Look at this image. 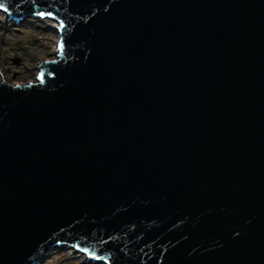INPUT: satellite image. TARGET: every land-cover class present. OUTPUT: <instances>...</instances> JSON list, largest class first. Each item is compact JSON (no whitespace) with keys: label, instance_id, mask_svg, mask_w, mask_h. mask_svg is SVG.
<instances>
[{"label":"water","instance_id":"obj_1","mask_svg":"<svg viewBox=\"0 0 264 264\" xmlns=\"http://www.w3.org/2000/svg\"><path fill=\"white\" fill-rule=\"evenodd\" d=\"M0 3L60 45L1 74L0 264H264V0Z\"/></svg>","mask_w":264,"mask_h":264},{"label":"rangeland","instance_id":"obj_2","mask_svg":"<svg viewBox=\"0 0 264 264\" xmlns=\"http://www.w3.org/2000/svg\"><path fill=\"white\" fill-rule=\"evenodd\" d=\"M51 20L27 16L16 22L0 11V76L2 74L8 84L35 81L40 63L55 57L59 35L58 30L50 26ZM16 58L20 59L18 63ZM38 264L105 263L72 247L55 246L45 252Z\"/></svg>","mask_w":264,"mask_h":264},{"label":"snow or ice","instance_id":"obj_3","mask_svg":"<svg viewBox=\"0 0 264 264\" xmlns=\"http://www.w3.org/2000/svg\"><path fill=\"white\" fill-rule=\"evenodd\" d=\"M4 8V4L3 3H0V9H3ZM37 15H40V16H43L44 13H36ZM48 15H52V13H48ZM57 47H60L59 43H57ZM40 74L37 73V78H39Z\"/></svg>","mask_w":264,"mask_h":264},{"label":"bare ground","instance_id":"obj_4","mask_svg":"<svg viewBox=\"0 0 264 264\" xmlns=\"http://www.w3.org/2000/svg\"><path fill=\"white\" fill-rule=\"evenodd\" d=\"M42 18H43V17H42ZM51 22H52V23H51L50 26H51L52 28H55V29L57 30V26H58V25H56L57 23H56L54 20H51ZM0 77H1V76H0ZM0 79H1V78H0Z\"/></svg>","mask_w":264,"mask_h":264}]
</instances>
